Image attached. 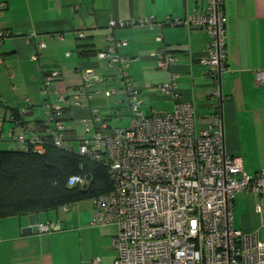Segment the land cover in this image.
Wrapping results in <instances>:
<instances>
[{"label": "crops", "instance_id": "crops-1", "mask_svg": "<svg viewBox=\"0 0 264 264\" xmlns=\"http://www.w3.org/2000/svg\"><path fill=\"white\" fill-rule=\"evenodd\" d=\"M204 6V0H0V31L7 33L0 40L1 130H29L47 138L54 122L44 106L58 103L57 95L68 100L58 103V117L74 150V138L83 135L87 125L94 129V110L109 127H127L130 113L122 81L97 56L111 34L115 41L125 42L117 48L118 65L140 90L143 113L172 109V102L155 88L168 79L167 72L156 69L154 59L165 48L177 58L171 71L179 75L180 100L194 105L197 129L207 128L217 104L226 154L240 157L248 174L264 169V84L255 75L264 70V0H223L226 66L232 72L221 73L218 96L203 63L208 34L179 23ZM148 17L156 21L153 28H108L112 19ZM78 32H84V38L79 39ZM52 70L59 77L51 94L43 91V80ZM86 70L103 81L83 93ZM108 88L115 90L112 97L105 95ZM17 113L22 114L20 121L15 120ZM121 121L127 125L118 126ZM16 146L11 138L0 143L1 150ZM87 201L66 205L67 210L60 206L0 218V264H91L97 258L100 264H114L117 227H92ZM48 223L59 228L40 232L39 225ZM232 224L245 233H257L264 243V197L238 192Z\"/></svg>", "mask_w": 264, "mask_h": 264}, {"label": "built area", "instance_id": "built-area-1", "mask_svg": "<svg viewBox=\"0 0 264 264\" xmlns=\"http://www.w3.org/2000/svg\"><path fill=\"white\" fill-rule=\"evenodd\" d=\"M204 2L202 10L179 23L196 26L208 34L203 63L216 85L214 95L218 96L220 75L229 70L225 52L226 18L223 0ZM155 24L151 17L130 21L112 19L108 28H153ZM6 35L0 31V40ZM84 36V32L77 33L79 39ZM121 45L125 42L115 41L110 34L106 47L97 56L122 81L128 100L129 125L111 128L94 110L91 117L94 129L90 131L87 125L84 134L73 140L80 156L105 165L112 183L109 192L90 199V225L117 227L112 239L114 264H264V243L257 233H245L232 224L238 192L264 197V169L248 174L240 157L226 154L217 104L213 105L212 121L207 128L197 129L194 105L180 100L179 75L171 71L177 58L165 48L159 49L154 59L156 69L167 72L168 79L155 88L172 102V109L150 115L143 113L140 90L118 65L117 48ZM38 46L42 48L43 43ZM255 75L257 82L264 84V70L256 71ZM58 77V71H47L43 91L55 93L53 82ZM102 81L101 76L86 70L81 91L88 92ZM114 94L113 88L105 90L106 97ZM56 98L60 104L68 103L61 95ZM58 103L47 102L44 106L48 120L54 122L50 141L53 147L71 152L74 147L58 117L62 110ZM7 138L43 151L42 138L32 131L5 133L0 128V142ZM69 184L82 185L84 178L72 176ZM63 207L67 210L66 205ZM58 228V224L52 223L38 227L40 232ZM91 264H100V260L94 259Z\"/></svg>", "mask_w": 264, "mask_h": 264}, {"label": "trees", "instance_id": "trees-1", "mask_svg": "<svg viewBox=\"0 0 264 264\" xmlns=\"http://www.w3.org/2000/svg\"><path fill=\"white\" fill-rule=\"evenodd\" d=\"M21 117L15 114V120ZM50 136H39L43 151L18 143L12 149H0V218L72 205L112 189L103 163L76 150L53 147ZM72 176L83 177L84 184L70 185Z\"/></svg>", "mask_w": 264, "mask_h": 264}, {"label": "rangeland", "instance_id": "rangeland-1", "mask_svg": "<svg viewBox=\"0 0 264 264\" xmlns=\"http://www.w3.org/2000/svg\"><path fill=\"white\" fill-rule=\"evenodd\" d=\"M114 119H115V118H114ZM117 125H118V126H121V127H122V126H126V125H127V121H126V122H125V121H121L119 124L117 123ZM0 143H2V142H0ZM87 202L90 204V200H88ZM87 202H86V203H87Z\"/></svg>", "mask_w": 264, "mask_h": 264}]
</instances>
